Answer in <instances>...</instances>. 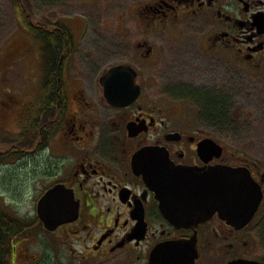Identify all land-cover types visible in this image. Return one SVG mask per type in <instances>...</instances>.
Wrapping results in <instances>:
<instances>
[{
    "label": "flooded vegetation",
    "instance_id": "obj_1",
    "mask_svg": "<svg viewBox=\"0 0 264 264\" xmlns=\"http://www.w3.org/2000/svg\"><path fill=\"white\" fill-rule=\"evenodd\" d=\"M114 1L126 3L136 21L135 29L124 23L121 34L138 35L136 41L125 43L128 56L121 60L103 65L96 57L98 48L86 43L87 57L75 64L81 37L67 24L52 28V32L69 28L74 40L53 43L56 58L50 64L47 91L35 117L37 153L24 157L37 156L34 181L39 190L31 209L17 206L11 209L17 212H10L0 208V264H150L156 248L182 242L196 246L193 264H264V153L228 149L227 144H234L200 134L195 123L182 114L194 108L185 103L195 104L190 99L204 86V91L213 93L201 96L205 101L202 110L220 121L212 125L226 124L223 121H228L231 110L228 101L219 102L221 116H214L208 101L214 94L233 96L235 85L245 82L247 86L252 80L261 83L264 93V0ZM21 12L30 17L25 9ZM78 22L72 27L83 35L88 27L82 19ZM24 24L34 35V29L44 28L30 18ZM155 35H159L156 42ZM190 45L196 46L194 53L187 50ZM38 46L47 65L44 45ZM116 65L137 73L141 93L128 107L110 105L101 83ZM183 65L190 66L189 77L198 73L190 87L187 74L171 72L183 75L182 93L189 96L180 98L183 105L167 104L164 98L170 92L154 95L147 90L146 81L160 79L163 70L182 69ZM87 66L96 74L94 89L87 87V74L71 78L73 71L83 72ZM206 73L207 85H199ZM206 140L222 149L216 151L220 155L208 156V161L198 152ZM255 145L264 151V141ZM147 148L161 152L146 162L149 176H154L163 156L169 171H163L161 183L172 192L193 190L195 195L201 182L198 174L216 167L247 168L262 190L255 216L238 227L235 220L223 219L217 212L196 228L176 227L161 212L153 181L148 184L134 169V155ZM192 169L197 171L189 172ZM193 172L197 173L195 180ZM169 174L176 176L166 178Z\"/></svg>",
    "mask_w": 264,
    "mask_h": 264
},
{
    "label": "rangeland",
    "instance_id": "obj_2",
    "mask_svg": "<svg viewBox=\"0 0 264 264\" xmlns=\"http://www.w3.org/2000/svg\"><path fill=\"white\" fill-rule=\"evenodd\" d=\"M89 1L91 0H21L20 3L27 10L32 21L49 26L67 24L81 37L82 47L76 53L75 64L87 57L86 43L98 48L96 57L102 60L103 65L127 57L125 43L136 41L138 38V35L133 33L127 36L121 34L124 23L129 22L133 25L132 29H135L136 21L130 16L128 5L114 0H95L93 4H88ZM71 17L75 20L69 22ZM78 19H82L83 25L88 27L83 35L78 33L77 28L72 27L79 23ZM77 37L76 41H78ZM158 39L159 35H155L154 42ZM41 42L43 43L25 26L16 0H0V149L3 150L7 146L17 148L21 144L29 147L25 153L23 150L26 147L23 146V150L19 151L21 153L19 157L2 162L0 165V208L10 212H17L16 209L11 210L12 207L17 206L21 210L31 209L34 206L33 197L39 190V186L34 181L38 166L37 156L24 158L37 153L39 140L32 133H27V138L24 139L21 135L23 125L36 117L41 98L47 91L46 65L42 62V52L38 46ZM195 48V45H190L187 50L194 53ZM177 68L163 70L160 79L145 83L147 90H152L154 95L170 92L171 96L165 97L164 101L173 106L183 105L180 98L184 100L189 98L182 93L184 87L182 74H187L185 81L190 87L194 83L192 78L198 75L196 72L192 78L189 77L192 72L188 65H183L182 69L180 66ZM173 70L182 74L180 72L172 74ZM82 73L87 74V87L94 89L96 74L90 66H87L83 72L73 71L71 78L76 80V77L83 76ZM207 74L198 82L199 85H207L206 81L209 80ZM203 89H206L205 86L201 90H196L195 98L190 99H195V104L189 100L185 103L186 106L194 108H186L182 111L183 116L195 123L200 134L234 144V146L227 144L228 149L247 148L251 153L263 154L261 147L255 145L264 141V93L261 83L252 80L247 86L245 82L235 85L233 87L235 93L230 97H224V94L217 96L212 94L214 108H216L215 104L222 101H228V106L231 107V110L227 111L228 121H223L226 124L220 125H212L220 121L212 120L213 116L202 110L205 101L201 96L213 93Z\"/></svg>",
    "mask_w": 264,
    "mask_h": 264
},
{
    "label": "water",
    "instance_id": "obj_3",
    "mask_svg": "<svg viewBox=\"0 0 264 264\" xmlns=\"http://www.w3.org/2000/svg\"><path fill=\"white\" fill-rule=\"evenodd\" d=\"M136 76V72L131 68L115 66L102 77L101 83L110 105L127 107L139 98L140 87L136 84ZM216 151L219 152L222 149L210 140L202 142L198 149L204 161H208V156L220 155ZM160 153L150 152L148 148L143 149L134 155L133 166L136 173L143 175L148 184L150 180L153 181V190L160 203L161 212L165 216L168 215L171 223L176 227L196 228L217 212L223 219L235 220L238 227L247 225L253 219L262 200V190L252 179L247 168L230 170L216 167L210 172L198 174L201 182L195 195L192 193L193 190H187L186 193L182 190L179 193L172 192L168 185L161 183L164 177L163 171H169L168 165L163 163L165 160L163 156L159 158L160 166L156 164L154 169L156 175L154 173V176H149V167L145 166L146 162L153 161L159 157ZM191 171H197V169L189 172ZM196 174L193 172V180ZM175 176L169 174L166 178ZM196 256V246L188 242L165 244L155 249L150 264H193ZM230 264L261 263L250 261Z\"/></svg>",
    "mask_w": 264,
    "mask_h": 264
},
{
    "label": "trees",
    "instance_id": "obj_4",
    "mask_svg": "<svg viewBox=\"0 0 264 264\" xmlns=\"http://www.w3.org/2000/svg\"><path fill=\"white\" fill-rule=\"evenodd\" d=\"M21 0H16V4L19 6V12L21 14V16L23 17L24 20H26L27 22H29V16L26 17L25 16V12H21V10H24V6L20 3ZM21 9V10H20ZM26 10V9H25ZM27 12V10H26ZM28 13V12H27ZM32 21V20H31ZM34 23V25H39V23H36L34 21H32ZM42 24V23H41ZM43 25V29H34L35 30V35L34 37L39 39L40 41H43V45H44V52L46 53V58H48V64L46 65V72H47V77L46 78H50L51 74H50V70L52 67V65H50L51 63H53L52 59L56 58L55 56V46L53 45L54 42H59V43H64V42H68V41H73L74 39H72V33L70 31V29L68 28L67 31L62 30V31H58V32H52V28L53 26H49L48 24H42ZM57 25H61V24H57ZM64 25V24H62ZM56 75V74H55ZM56 80V78H55ZM209 103L212 104V111L216 112L217 118H219V116H221V114L219 113L220 110H218V106L215 104L214 108V98H209L208 99ZM38 132V121L37 118H34L32 120H29V122H27L26 124L23 125V134L21 135V138H27V133H32L35 134L36 137L38 138L37 135ZM11 145H13L12 143H10ZM20 144H21V140H20ZM4 145V144H3ZM14 147H16L15 145H13ZM19 149L17 148H11L9 146H7V148H3L0 149V165L2 164V162L4 163L5 161H8L12 158L15 157H19L21 155V153H19V151L23 150V146L26 147L23 151L26 153L27 150H29V147H27L25 144H21L18 145ZM1 167V166H0ZM0 217H3L0 215Z\"/></svg>",
    "mask_w": 264,
    "mask_h": 264
}]
</instances>
